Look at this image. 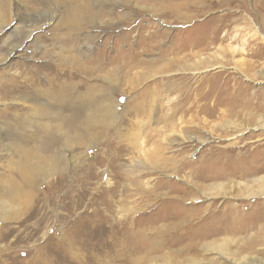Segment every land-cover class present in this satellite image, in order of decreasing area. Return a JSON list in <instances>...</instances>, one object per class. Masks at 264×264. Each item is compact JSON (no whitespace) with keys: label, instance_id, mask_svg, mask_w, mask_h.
Listing matches in <instances>:
<instances>
[{"label":"rangeland","instance_id":"1","mask_svg":"<svg viewBox=\"0 0 264 264\" xmlns=\"http://www.w3.org/2000/svg\"><path fill=\"white\" fill-rule=\"evenodd\" d=\"M5 1L0 126L36 132L19 129L32 112L18 102L41 95L37 86L50 89L49 74H59L51 64L74 74L68 82L107 89L120 105L105 136L72 143L68 168L23 185L18 201L8 195L0 264H191L172 252L187 246L203 264H224L220 248H208L213 240L240 261L264 264V189L253 181H264V169L250 174L246 167L264 150L263 133L246 130L264 124V0H91L96 19L85 32L97 36L87 41L92 51L80 57V70L60 56L65 3ZM31 19L51 23L36 33L43 46L5 62L10 38L18 45ZM131 57L139 64L132 71ZM31 137L30 147L39 143ZM15 160L0 148V173L17 177ZM212 183L227 188L207 200ZM187 208L201 213L189 225ZM161 254L171 255L168 262L156 259Z\"/></svg>","mask_w":264,"mask_h":264},{"label":"bare ground","instance_id":"2","mask_svg":"<svg viewBox=\"0 0 264 264\" xmlns=\"http://www.w3.org/2000/svg\"><path fill=\"white\" fill-rule=\"evenodd\" d=\"M90 1L91 0H81L78 2H73L72 0L59 1V3L66 4L65 6L66 8H64V14H62V17L60 19L61 27H64L63 29L65 30L64 32H62L61 35L62 38L59 39V43L61 45L60 56L62 59H68L72 63L76 62L79 70L84 66V64L80 60L81 59L80 57L83 58L88 52L92 51L91 47H88L87 41H91L94 37L97 36V33L85 32V30L88 28V25L92 23L94 19H96V16L90 13V9H91ZM0 4L2 5V8H0V27H2V25L6 22L5 20L6 11L4 9L5 6L8 4V1L4 2V0H2ZM100 6L102 8H105V6L102 4ZM55 18L56 17L53 14L50 21L53 22ZM50 21L46 23L43 22L41 24L39 23L40 25L35 24L36 21H33L32 19L27 21L31 23L30 25L29 24L24 25V27L26 29L28 28L29 30L26 31V34L22 36L23 40L18 45H15L14 44L15 41H13L14 40L13 38H15L16 35L10 38V41L8 42L9 44L8 46L10 47L11 51L8 53V58L5 59V62H10L13 59L22 58L21 57L22 55L20 56V52L29 51V49L33 47V44L36 46H41V45L43 46V40L40 41L39 39H36V33L42 31L46 25L51 24ZM12 28L13 26L12 27L8 26V31L11 30L14 32L17 27L13 29ZM100 58L101 57L98 56V60H100ZM130 63L131 65H129V67L131 68L130 69L131 71L136 66L139 65L138 63L135 62L134 57H131ZM51 65L57 68L59 74L58 73H57L58 75H55L54 73L49 74L48 84L50 86V89H39V87L37 86V90H39L41 95L36 93V97H34L33 94L36 92L34 91L29 93L28 95L25 94V96H23L20 99V101L18 100L19 101L18 103L21 102V104L23 105L28 104L29 105L28 107L30 108L29 112H32L31 113L32 115L27 119H25V122L23 123L24 126L21 123H20L21 125L18 124L19 129L21 130L22 127H24L25 129L26 126L27 128L28 126H31L35 128L36 132L34 133L30 132L33 135L29 136L26 134L25 131L20 132L15 130V128L10 127L11 125H9L7 122L1 123L0 126V133L3 138V140H1V142L3 141V145L0 142L1 143L0 148H4L7 153L9 149L15 154L16 160L13 162V166L18 171L17 177H11V176L8 177V175H6L5 172L0 173V182H1L0 183V215L1 216L2 214L4 215L5 213L7 214L8 195L12 199H16L17 201L19 200L20 197L24 198L25 196L21 195V189L23 185L34 184L36 182L35 180L39 179L42 175L43 176L46 174L51 175L60 172L64 167V164L67 166V168L69 167L68 163H72V159L74 158V156L70 153V147L72 143L77 141L78 144L82 145L87 140H90L92 138L95 139L101 138L102 136H105L107 128L109 126H112L117 121L116 111L118 110L120 102L112 95V93H110L107 89H98V87H96L95 85L79 86V84H81L80 82H75L74 80H73L74 82L72 81L68 82V77L70 76L74 78L73 77L74 74L72 72L70 74L65 73L63 70H60L57 66L53 64ZM104 66H105L104 63H101L100 67H104ZM216 67L217 66H212L210 68H216ZM117 70L118 69L116 68V71ZM41 99L45 100V102L42 103ZM135 110L140 111L141 107L137 106ZM156 116L159 117V113L156 114ZM161 118H157V122H161L162 121ZM262 119L264 120V118ZM263 120L261 122H263ZM240 126L241 125H239V127ZM249 126L250 127L245 126L247 131L260 130L264 135V124L262 125L260 124L256 126L254 125V127H251V125ZM34 134L35 137H37L36 139L39 143L36 145L34 144L35 146L33 145L30 147L29 146L30 142L35 143L33 140L34 138L31 137V136L34 137ZM188 139L195 141L196 143L202 142V140L200 142V140L197 137L196 138L189 137ZM173 142L175 143V141ZM258 153L259 156L262 157V155H264V150L259 151ZM68 155L70 157L69 162H67ZM261 157L257 162L247 161L246 167L247 169L250 170V174L258 173L262 169H264V163H262L261 165L258 164L259 162L261 163L264 158ZM142 162H140L141 167L145 163ZM253 181L255 184H259L261 188L264 189V185L262 184L264 183V181H261L260 178L255 177L253 178ZM210 186H211L210 188L206 187L208 189L206 191H209V193L207 194V196L205 195L206 197L204 198H206L207 200L211 199L209 197L215 195V193L212 190H216V191L218 190L219 191L217 192L218 194L220 192H225V189L227 188L224 183H218L214 185L212 183V185ZM239 186H241V183ZM185 195L187 196V199L194 201L197 199L196 197L191 198V196L188 195L187 192ZM243 195L246 196L245 194ZM210 205L211 204L209 203L208 206L210 207ZM186 210L187 213L185 216L187 218L186 220L188 221L187 225L192 224V220L189 218L199 217L201 214L200 210H196L194 208H187ZM186 220H184V224ZM181 223L182 222L180 220L179 223L175 224V227H177L176 229L179 230V228H181ZM208 248L210 251L220 248L221 259L224 264H259L257 261L254 260L244 259L245 261H240L241 258L237 259L234 256H231L232 254L230 253L229 246L227 244H221L216 242L215 240L209 243ZM190 249L192 248H189L187 246L186 248H182L179 251H172V252L175 254L176 258L185 256L187 260H190L191 264H203L200 259H198L196 256L191 255L193 253H191L192 250ZM204 249H206V247ZM166 254L164 256L163 254H161V256H158L156 259L161 258L167 261L171 255L166 256ZM126 256L124 257H126L127 259L128 258L131 259V261L134 260L133 255L130 256L126 255ZM150 256L151 255L149 253V255L143 256L141 260L146 261L149 259ZM136 260H138L137 262H139L140 256ZM136 260L134 262H136ZM143 263L144 262H142V264Z\"/></svg>","mask_w":264,"mask_h":264}]
</instances>
